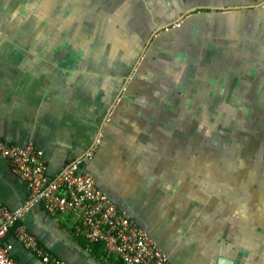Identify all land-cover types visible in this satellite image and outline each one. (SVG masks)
<instances>
[{"label":"crops","instance_id":"0c3cea01","mask_svg":"<svg viewBox=\"0 0 264 264\" xmlns=\"http://www.w3.org/2000/svg\"><path fill=\"white\" fill-rule=\"evenodd\" d=\"M90 22L86 27L97 25ZM128 31L114 30L112 36ZM78 45L30 43L15 50L19 56H0V140L41 150L51 179L96 147L82 172L94 178L118 211L149 232L172 264H264V185L256 184L260 176L253 173L248 180L243 172L239 178L244 180L223 191L211 184L213 154L206 149L197 157L192 149L199 103L182 104L176 97L190 91L198 98L200 81L187 83L186 77L183 84L181 76L167 72L171 64L160 59L137 78L148 86L137 88L134 75L119 73L122 57L110 54L108 43L93 46L90 56L77 52L89 45ZM171 99L175 103H167ZM184 150L190 159L186 170ZM30 198L26 182L0 155V206L24 209ZM21 225L44 253L65 264H120L107 260L102 246H88L72 215L52 216L35 205ZM8 245L13 246L14 263L42 264L20 245L15 230L3 242Z\"/></svg>","mask_w":264,"mask_h":264},{"label":"rangeland","instance_id":"374dc122","mask_svg":"<svg viewBox=\"0 0 264 264\" xmlns=\"http://www.w3.org/2000/svg\"><path fill=\"white\" fill-rule=\"evenodd\" d=\"M7 1L8 0H0V56L9 58L11 56H19L21 54L17 53L14 55V52H17L15 50L19 47H29L30 43H37V45L42 46L47 44L52 46L53 44L52 47L54 48L57 47L58 43H64L67 47L71 46L77 48L79 47L78 44L83 47V43H86L89 45V48L77 52L84 56H90L93 53V46L99 47L101 43H108L109 48L106 50H110L109 53L112 55L122 57L121 64L119 65V73L134 75L133 81L135 80V87L137 88L138 86L142 88L143 85L148 86L149 83L137 81V78H141V74L147 73L148 71L150 72L149 64L152 62L153 65H156L162 56H168L170 53L178 51L180 55L186 53L189 60L195 61L194 63H197L196 59L200 61V58H196L200 54L196 53L206 52L210 49V46L207 45L204 48L203 46L205 45L200 44L201 35L199 34V29H204L207 32L208 35L203 33V37L206 38V40L212 41L216 46H221L218 41L220 38H217L221 32V27L218 25L221 22L220 16L215 15L212 16L211 19H206L201 14L199 18L195 17L189 21L186 20L174 24L170 28L156 34V36L153 37L155 42L151 45L149 52L146 53L148 57L145 55L140 64H138L140 60L138 58L147 43V36L140 34L139 30L142 31V29H147V33L145 34L148 35L150 28L153 29V27L148 28V24L152 21L162 23L161 16L159 17V10H161L165 4L170 7V3L178 7L175 0H161V4L157 2L159 0H136L130 8H127L126 0H81L79 4L74 0ZM191 1L197 3L199 0ZM191 1L189 0V3L183 6H192L193 3H191ZM209 1L210 0H203L202 2L208 3ZM243 2L245 3V0H243ZM246 2L249 3L251 0ZM254 2L255 0H253V3ZM174 12L176 14H172L174 15L172 19L173 23L179 19V11L175 9ZM81 13H84L86 16L80 20L79 17H82ZM109 14L112 16V20H108ZM229 18L230 19L226 21L227 23L225 22L226 24H222L229 26L228 35L225 40L232 42H229L230 44H235L240 40H238L236 36L233 37V34H230L229 28L236 24L241 28L242 25L246 24L244 18L241 19L242 17ZM261 18L262 15L257 14L249 20L247 24L248 31L251 32L254 29L259 30L258 26L261 22ZM90 20V23H97L94 28L86 27ZM121 28L124 30L129 29V31L121 34L118 33L119 36L116 35V38L112 36L114 30L119 31ZM152 33L153 31L151 34ZM213 33H216V36ZM234 34L237 35L236 32ZM175 38L177 42L180 38L184 42L173 43ZM248 40H250L249 35ZM261 41L263 42L264 40ZM212 47L213 45H211V48ZM262 49H264V47H262ZM51 51L55 52L54 49ZM235 51L236 50H227L225 56L222 54V51L217 52L220 55L218 59L219 62L213 61L208 64L205 63V65L199 63L200 69L198 73L201 74L202 72L204 75H202L201 79H198V75L196 78H188L187 82L190 83L192 80L197 82L196 79L200 81L201 95L199 94L198 98H196L195 93L190 91H183L182 94L176 97L177 101L182 99V104L187 103L188 100H198L199 121H204L205 118H208L209 125L211 121H215L218 117V120L214 123L213 135L209 134V132L205 133L206 129L201 130L204 122L197 124L195 136L197 144L194 148L188 145V149L192 148L197 153V157H200L202 153H206L202 152L203 150H210L211 154L214 156L212 161L209 162V169L214 171V175L210 177L211 184L221 187L220 189L223 191H226L225 188L227 187L233 188L232 186H236L238 184V179L244 180V178H239L243 172L249 180V176L255 173L254 170L249 172V168H256L260 160H262L263 164V167H261L264 168V150L260 153L261 155H258L259 157L255 158L256 156L254 153L256 150L255 146H253V144H256L258 147H261V144L259 145L260 139L258 138L257 127H262V134L264 136V96H262L263 98L261 97L262 99L260 98V95L264 94V80L262 79L264 78V61H260V58H256L253 55L256 52V50L253 49L251 50L252 52L249 53V56H247V54H242L234 61L235 58L233 53ZM238 52H240V50ZM171 58L174 59V56ZM137 64L138 67L136 66ZM227 66L233 67V69H236V67L240 69L242 77L233 78L231 80L220 78L222 77L221 73L227 69ZM210 72H213L212 75L216 78L203 79L204 76L208 75ZM245 73L250 76L244 77L243 75ZM229 75L230 74H227V76ZM243 78L246 80H242ZM207 80H209V82H207ZM216 93H218V95H224V99L222 97V105L219 102V97L216 98ZM151 94L152 99L156 100L157 98L154 96L153 92ZM230 97L231 99L233 98L237 104L235 108H231L228 105L227 100L230 99ZM163 99L164 97L159 98L158 102L164 103ZM167 103L173 104L175 101L171 99L170 101L167 100ZM231 104L233 105L234 102L232 101ZM223 107H225L226 111H232L233 113L237 111L240 112L235 114L227 112L225 120H223ZM208 111L210 112L208 113ZM236 114L242 115V118L249 117V119L244 121L245 119L238 116L236 117ZM210 136H213L215 141L210 140ZM207 139L213 144L208 142ZM217 149L218 155H221V149L225 151L229 149L234 152L233 155L235 154V157L231 156V154L229 156L225 155V158L216 156L213 151L217 153ZM245 151L246 154L249 153L247 156H244ZM185 153L184 150L182 154V168L186 170L190 165V159L186 160L187 156H185ZM202 160L199 162V165L202 163ZM205 168L206 166L204 163L202 166L203 171L206 170ZM259 176L260 178L256 179V184L264 185V174L261 173ZM201 181H199L201 184L205 182L203 179ZM223 194L227 195L228 193L225 192ZM234 196L238 197L235 194ZM238 200L239 199H237V201ZM241 214L242 213H239L238 215L240 216ZM250 215H252V213H250Z\"/></svg>","mask_w":264,"mask_h":264},{"label":"built area","instance_id":"2783aa9c","mask_svg":"<svg viewBox=\"0 0 264 264\" xmlns=\"http://www.w3.org/2000/svg\"><path fill=\"white\" fill-rule=\"evenodd\" d=\"M99 144V140L97 144ZM96 147L80 160L69 165L51 179L43 152L31 145H9L0 140V155L6 158L12 171L25 181L31 198L23 209L10 210L0 206V264H16L10 257L13 246H3L6 236L15 230L21 246L41 259L42 264H65L44 253L35 237L21 225L30 208L42 205L52 216L72 215L77 219V231L88 246L103 247L107 260L120 264H172L153 237L138 227L126 212L97 187L94 178L82 168L94 158Z\"/></svg>","mask_w":264,"mask_h":264},{"label":"flooded vegetation","instance_id":"af4514ba","mask_svg":"<svg viewBox=\"0 0 264 264\" xmlns=\"http://www.w3.org/2000/svg\"><path fill=\"white\" fill-rule=\"evenodd\" d=\"M135 1L136 0H126L127 8H130V6L135 3ZM202 1L203 0H199L197 3L191 1V3H193L192 6L188 5L187 7H185L183 5L188 4L189 0H175V2L178 4V7L176 5L171 4V3H170V7H168L167 4H165L162 7V9L159 10V14H160L159 17L161 16L162 23H157L155 21L154 22L157 23V24H155L153 21L151 23H149L148 24V28L153 27V29L150 28V32L148 33V35L145 34V33H147L146 32L147 29H142V31L139 30L140 34H143V35L147 36V42L151 39L150 45L147 46V43H146V46L144 48V50L146 49L145 54L142 55L144 53V50H143L141 55L138 58V59H140V62L142 61L143 57L145 55H147L146 53H148V50L150 49L151 45L155 42V39L153 38V35H154L155 31L157 30V28L163 27V26H165L167 24H169V25L173 24L172 19H173L174 15H172V14H176L174 12L175 9H177L179 11L178 13H179V18H180L187 11H189L191 9H196V8H216V7L217 8H225V9L238 7V8H240V10H237V11H234V10L233 11H225V12L197 11L195 14H193L190 17H192L191 19H193L195 17L199 18V16L202 14L206 19H211L212 16L219 15L221 22L218 25H220V27H221V32L219 33L217 38H220L218 41L220 42L221 46L220 47L216 46L215 44H213L212 41L206 40V38L203 37V33L208 35L207 32L204 29L203 30L199 29L198 31H199V34L201 35V43L200 44H202V45L204 44L205 45V46H203L204 48L207 45H209L210 49L207 50L206 52L196 53V54H200L198 57H196V58H200V61L196 59L197 63H194L195 61H190L189 57H187L186 53H183V55L182 54L180 55V53L178 51H174V52L170 53V55H168V56L167 55L166 56H162L161 59L163 58L164 60H167L169 64H171V67L169 68V70H167V72L169 71L172 74H178L179 76H181V78H186L187 77V79L188 78H196V76L198 75L199 76L198 79H201L202 75H204V74H202V72H201V74L198 73V71L200 69V64L201 65H205V63L208 64L209 62H213V61L219 62L218 59L220 58V55L217 52H221L222 51V54L225 56L226 53H227V50H236L233 53L234 58H235L234 61H236V59L238 58L239 55L247 54V56H249V53L252 52L251 51L252 49L256 50V52L253 55L256 58H260V61H264V49H262V47H264V41L263 42L261 41V40H264V34H263V32H264V0H255L254 3H253V0H251V2H249V3H247V2L244 3L242 0H210L208 3L207 2H202ZM7 2H9V0ZM157 2L159 4H161V0H159ZM258 6H260V7L257 9ZM257 14H261L262 15L261 22L259 23V26H258L259 30L258 29L255 30L254 29V30H252L250 32V31H248L249 29H248V26H247V24L249 23L248 21L251 20L253 17H255ZM229 17H239V18L242 17L241 19L244 18V22L246 24V25H242L241 28L237 24L235 26L229 28L230 34L231 35L233 34V37L236 36L237 39L240 40V41H238L235 44H230L232 42L225 40L226 36L228 35V27L229 26L222 25V24L225 23L226 21H228L230 19ZM207 24H210V23H207ZM154 26H155V28H154ZM213 27H214V24H213ZM152 31H153V33L151 34ZM235 32L237 33V35L234 34ZM213 34L216 36V33H213ZM248 35H249V39L250 40H248ZM176 40L177 39L175 38L173 43H175V42L176 43H179V42L183 43L184 42V41H182L181 38L178 40V42ZM211 45H213L212 48H211ZM228 46H234V47H228ZM239 50H240V52H238ZM206 54L208 55V57H207ZM173 56H174V59L171 58ZM146 57H148V55ZM193 57L195 59L194 55H193ZM138 64H140V63H138ZM138 64L136 65L137 67H138ZM263 65H262V67H263ZM213 72H210L208 75H205L203 79L216 78L215 76L212 75ZM227 74H230V75L227 76ZM221 75H222V77H220V78H222L224 80H231L233 78H241L242 77L241 76L242 73L240 72V69H237V67H236V69H233V67L231 68L230 66H227V69L224 72H222ZM243 76L244 77H249L250 75L245 73ZM262 79L264 80V78H262ZM242 80H246V79L243 78ZM166 89H168V87ZM223 96L224 95H222V94L218 95V93H216V98L219 97V99H220L219 102L221 103V105H222V102H223L222 101V97ZM262 96H264V94H261L260 98ZM223 99H224V97H223ZM232 101L234 102L233 105L231 104ZM227 102H228V105L231 108H235V106L237 105L235 103V100L233 98L231 99V97H230V99L227 100ZM223 108H224L223 109V114L224 115L222 114V116H223L222 119L223 120H225V116H226L227 112H231V114H235L237 112L238 113L240 112V111H237V112L233 113L232 111H226L225 107H223ZM209 112L210 111H208V113ZM237 116L242 118V115H237L236 114V117ZM219 118H220V116H219ZM242 119H245L244 121H247V119H249V117H245V118H242ZM217 120H218V117L216 118L215 121H213V122L211 121V124L209 123V125H208V118H205L204 121H199L198 123L201 124V123L204 122V125L201 128V130L206 129L207 132L205 131V133L209 132V134L213 135L214 123ZM222 123H223V121H222ZM257 131H258V138L260 139L259 145L261 144V147H258L256 144H253V146H255V150H256V152L254 153V155L256 156L255 158L259 157L258 155L260 153H262L263 150H264V136L262 134L263 133L262 132V127H260V128L257 127ZM210 140L215 141L213 139V136L210 138ZM207 141L210 142L209 139H207ZM211 144H213V143H211ZM224 151L225 150L221 149V155H218V149H217V153L215 151H213V152H214V155L221 156L223 158L226 157L225 155L229 156L230 154H231V156L235 157V154L233 155V153H234L233 151H230L229 149L228 150L226 149L225 152ZM209 152H210V150H209ZM248 154H246V151H245V155L244 156H247ZM261 166L263 167L262 160L259 161V163L257 164L256 168H249V172L251 170H254L255 174L258 175V176L261 173L264 174V168H262Z\"/></svg>","mask_w":264,"mask_h":264},{"label":"water","instance_id":"95a60500","mask_svg":"<svg viewBox=\"0 0 264 264\" xmlns=\"http://www.w3.org/2000/svg\"><path fill=\"white\" fill-rule=\"evenodd\" d=\"M260 6L257 7V9L259 8ZM237 11V10H240V8L238 7H234V8H196V9H191L189 11H187L183 16H181L178 20H176L173 24H167L163 27H160V28H157V30L155 31L154 36H156V34L164 31L165 29L167 28H170L171 26H173L174 24H177V23H180V22H184L186 20H190V16H192L193 14H195L197 11H213V12H225V11ZM192 18V17H191ZM150 42H151V39L147 42V46L150 45ZM145 51L146 49L144 50V53L142 55L145 54ZM138 63H140V60L138 61ZM132 75V74H131ZM132 76H129V78L131 79ZM219 264H232V263H228L227 261L225 260H220L219 261Z\"/></svg>","mask_w":264,"mask_h":264},{"label":"trees","instance_id":"16d2710c","mask_svg":"<svg viewBox=\"0 0 264 264\" xmlns=\"http://www.w3.org/2000/svg\"><path fill=\"white\" fill-rule=\"evenodd\" d=\"M162 61L163 62H168L167 60H164L163 58H162ZM172 75H174V74H172ZM183 78H181V80H182ZM181 80H179V82L181 81ZM179 82L177 83V82H175V84H176V86L179 84ZM182 82H183V84H185L186 83V81L185 80H182Z\"/></svg>","mask_w":264,"mask_h":264}]
</instances>
